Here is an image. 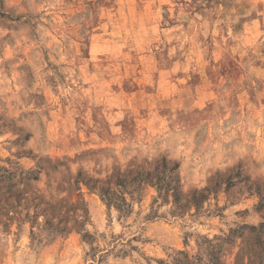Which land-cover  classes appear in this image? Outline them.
Instances as JSON below:
<instances>
[{
	"label": "rangeland",
	"instance_id": "374dc122",
	"mask_svg": "<svg viewBox=\"0 0 264 264\" xmlns=\"http://www.w3.org/2000/svg\"><path fill=\"white\" fill-rule=\"evenodd\" d=\"M255 186L264 0H0V264H246Z\"/></svg>",
	"mask_w": 264,
	"mask_h": 264
},
{
	"label": "trees",
	"instance_id": "16d2710c",
	"mask_svg": "<svg viewBox=\"0 0 264 264\" xmlns=\"http://www.w3.org/2000/svg\"><path fill=\"white\" fill-rule=\"evenodd\" d=\"M160 166V167H159ZM177 168V165H168L165 160L161 162V164L157 165L153 171H147L144 173H137L129 182L135 183L136 186L140 184H150L151 186L155 187L158 191L160 196H167L171 194L172 201L176 205L177 208L181 209L187 205H193L195 208H198L199 205L207 198V192L211 190H215L218 186V182L214 183L213 185L209 186L205 192L198 191L193 192L189 198L181 197V193L178 188V182L174 174V170ZM126 183L125 179L119 180L116 185H120L124 187ZM228 186V185H227ZM254 190L258 194L259 202L256 206V209L262 212V219L263 221L259 223L257 227L250 226L249 229L253 236V244L250 248L249 255L247 256V263L246 264H262L264 260V191L259 188V186H255ZM101 193L105 196L107 205H111L112 203L115 205L116 208L121 209V205L117 204L113 199V191L101 188ZM122 204H125L124 198H121ZM232 234V233H231ZM211 249L207 250V255L209 260L207 263L203 264H219V259L216 253ZM186 261L179 262V264H191L187 255L183 256ZM244 258V257H243ZM240 259V260H239ZM243 259L237 255L235 264L242 261ZM178 260L174 264L177 263ZM162 264V262H159ZM242 264V263H241Z\"/></svg>",
	"mask_w": 264,
	"mask_h": 264
}]
</instances>
